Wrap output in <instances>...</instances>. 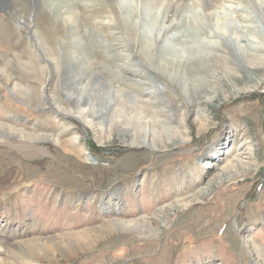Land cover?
Here are the masks:
<instances>
[{
  "label": "rangeland",
  "instance_id": "1",
  "mask_svg": "<svg viewBox=\"0 0 264 264\" xmlns=\"http://www.w3.org/2000/svg\"><path fill=\"white\" fill-rule=\"evenodd\" d=\"M99 1L0 0V124L6 125L0 133L17 129L10 141L27 147L0 145V264H264V68L253 70L254 80L262 78L254 87L242 78L251 73L236 55L244 44L238 31L253 38L263 30L250 1L214 0L209 11L218 13L211 20L203 8L189 7L169 31L178 49L207 46L212 33L219 34L242 76L210 83L205 93L213 100L201 112L163 82L166 111L153 114L170 115L169 124L187 141L155 150L120 142L116 126L102 118L86 127L57 111L74 109L76 86L85 77L101 75L113 88L144 94L132 86L143 80L132 58L138 52L130 55L124 39L137 28L163 34V15L138 0ZM74 36L81 43L60 48ZM189 75L195 101L205 94ZM48 135L54 141L41 140ZM74 136L78 147L69 143ZM236 157L247 166L236 165ZM211 179L216 182L209 187ZM203 188L200 202L176 212L155 235L112 222L150 216Z\"/></svg>",
  "mask_w": 264,
  "mask_h": 264
},
{
  "label": "bare ground",
  "instance_id": "2",
  "mask_svg": "<svg viewBox=\"0 0 264 264\" xmlns=\"http://www.w3.org/2000/svg\"><path fill=\"white\" fill-rule=\"evenodd\" d=\"M94 1L100 2L99 0H94ZM132 1H134V0H132ZM213 1L214 0H138V2L144 3V4L141 3L142 5L146 4L150 7L156 6L155 9L156 8L159 9V12L155 9L154 10L157 11L156 12L157 14L163 15L162 22H161L160 26H163L164 29L167 30V31L164 30L163 34L160 33L162 31L160 29H159L160 31L157 30L154 33H152V31L149 29H147V30L142 29L138 33L139 29L136 26L137 29H132L130 31V38L129 39L127 38V40L124 39L123 45L125 48L129 47V50H126V51H128L130 55L133 53L134 49H136L138 52V57H135V55H132L133 59L134 58L137 59L136 63L135 62H133V63L140 66L138 69V72H139L138 74H140L142 79L144 80V81L143 80L142 81L137 80L138 82L137 81L133 82L132 86H135V88L136 87L138 88V86H139L145 95L144 94L140 95L138 93H129L130 91L125 92L124 87H123V89L113 88V86H111V84L109 83V81L106 78L102 77L101 75H96V78H91V79L90 78L88 79L87 77H85V79H87L86 83H84V85H82V83H80L79 85L76 86V91L78 93H77L76 97L74 98V100H72V104L74 106V109L71 110V109H65V108L61 107V108H57V111L61 112L62 115H65L67 117L79 119L80 121H82V123L86 127H92L94 124L97 123L98 118H102L104 123L106 122V123H110L111 125L116 126L117 130L119 131L118 132L119 135H118V133H116L118 135L119 141L120 142H128V144H127L128 146L142 147V148L145 147V148H148L150 150H155L159 146L163 147L164 145L170 144L172 142L174 143L177 140L179 141V143H183V142L187 141V138L183 137V135H185L184 133L182 134L181 131H179L178 129L174 128L172 125L169 124V120H168L169 118L168 117H170V115H168V116L165 115L166 119L162 120V118H160L159 116H155L153 114V111H156L158 114L166 111V110L161 109V106L165 105V101L169 100L168 95L165 92L167 87L163 82H166V83L170 82L171 84H174V87H177L179 89V91L181 92V94L184 96L187 104L191 105L193 107L194 106L197 107V109H198L197 111L201 112L202 110H204V107L206 105L205 102L213 100V95L211 96V95L205 93L206 89H208V87H210V85H211L210 83H213L214 85L215 84L218 85L222 80L221 78L223 77V78H227L229 81V84H231V83H234V81H237L238 78H241V76H242V72H241V68H240L241 66L239 67V64H237V62L234 60L235 55H233V54L231 55L230 52L228 53L227 52L228 50L226 51V48H227L225 46L226 42L224 43V41L221 39L219 34L216 35V34L212 33L214 39L209 41V45H207V46L201 45L199 43L188 44L187 49H178L179 47L176 48L174 41L171 40L172 36H170V35L172 33L170 34L169 31L171 30V32H173V30H175V25H177V21L179 20L178 17L181 16L180 14L186 12L189 7L195 8V9H193L194 11L196 10V8L199 7V8L204 9L203 12H201V13H204L202 16L210 18L211 15L214 16L218 13L216 11H209V7H211ZM249 1H250L251 5L253 6V9L256 13L255 15L259 16V17L258 16H256V17H258L257 19H259L261 21V23L263 25L262 31H264V0H249ZM135 2H136V0H135ZM223 2H225V1H223ZM131 3H133V2H131ZM148 6H146V8ZM131 10H133V9H131ZM214 10H216V9H214ZM222 10L224 11L223 7H222ZM230 10H232V9H230ZM150 11H152V10H150ZM223 11H221V12L225 13V11L224 12ZM198 12L200 13V11H198ZM144 14H146L145 11H144ZM149 14H151V13H149ZM191 14L194 15L193 12ZM142 15H143V13H142ZM153 16H154V14H153ZM195 16H196V14H195ZM194 17H193V20L196 19ZM210 20H211V18H210ZM178 23H179V21H178ZM135 25H137V24H135ZM143 25H145V24H143ZM197 25H199V24H197ZM182 26H183V24H182ZM140 27H142V26H140ZM199 28H200V26H199ZM207 28H208V26H207ZM262 31L257 32L256 37H253V38H250L249 36L245 37L246 35H249V34H245V33H241V32L239 33V31L236 33V38H238V41L241 40L244 43L238 47L240 52L238 50L236 55L239 54L241 56L240 58H242L245 61V65L243 68L245 69L246 73H251V75L248 74L242 78L245 81L247 80L249 82L254 83V87L256 84L259 83V81H262V78H260L261 77V74H260V77H257L256 78L257 80L256 79L254 80V78H252V73L254 72L253 70L255 68H258V67L264 68V32L262 33ZM198 32H197V34H198ZM168 34H170V35H168ZM190 34H191V32H190ZM173 37H174V35H173ZM193 37L196 38L195 36H193ZM177 38H179V37H177ZM259 40H262V42ZM73 43H75V44L81 43V39L78 38L77 36H74V37H72V40H69L67 43H65L60 48L61 49L68 48L70 45L75 46V45H73ZM120 45H122V44H120ZM82 51L83 50L78 49V53H81ZM136 59H134V60H136ZM192 68H194V70H191ZM138 74H136V75H138ZM189 74L194 75V80L196 81L195 83H197L196 90H197V92L200 91V93H198V94H201V93L205 94L203 97H201V96L198 97L197 100H195V101L191 96L192 91L189 90V88H187L188 80H190V79H188V76H190ZM262 76L264 78V75H262ZM136 79H138V78H136ZM81 80H84V79H81ZM120 82L123 84L122 81H120ZM198 82H201V83H198ZM126 83H128L127 79H126ZM237 83H240V80ZM144 84H145V86L146 85H149V86H147V88H144V86H143ZM124 86H125V84H124ZM130 87H131V85H130ZM190 88H192V87H190ZM213 88L214 87H212V89ZM193 91H195V90H193ZM240 91H238L236 89L235 93H233V94H238ZM176 95H178V94H176ZM127 102L129 104H127ZM56 106H57V104H56ZM164 107H166V106H164ZM203 113H205V112H203ZM202 115L203 114H200V116H202ZM198 117H199V114H198ZM197 122H198V120H197ZM98 126H99V124H98ZM3 128H6V125L0 124V130H2ZM108 128H110V126ZM99 130H100V128H99ZM101 130H103V129H101ZM15 132H18L17 129L12 128V127H8L7 132L0 133V145H9V146H11L17 150L19 149L22 151L27 150V147L25 148L21 144H15V143L10 141V134H13ZM189 132H190V130H189ZM102 136H104V135H102ZM41 138H42L41 140H44L46 142L54 141L51 136L49 137V135L41 137ZM128 138H129V141H128ZM25 140L27 141V139H25ZM78 141H77V136H74V137H72V140L69 141V143H70V145H72L74 147H78V145H77V143H79ZM28 143H26V144H28ZM214 157L216 159L217 155H215ZM235 163H236V165H239V166H242V165L247 166L246 161H244V159H241L239 157L235 158ZM202 165H204L205 167H208L210 164H209V161H206L205 163H202ZM143 166L145 167L146 165H143ZM204 166H202V167H204ZM251 168H253V166ZM234 170H236V169L234 168ZM223 175L226 176L228 174L224 173ZM245 175H246V173H245ZM219 176H220V174H219ZM234 176H236V175H234ZM219 178L222 179V177H219ZM225 180H227V179H225ZM213 182L215 183L216 181L211 179L207 182L209 187H211ZM219 187H221V186H219ZM215 188H217V187H215ZM205 189L206 188L198 189L197 191H195L194 194L189 195V196H187L181 200L172 201L171 203H169L165 206H158L156 208V210L153 211L152 215H150V216L145 215V214H141V215H139L136 218H133L131 220H127V221H116V220H114L112 222L115 225L121 226L120 229L124 228V229L133 230L136 228H139V229L142 228V229H147V232H151V234L155 235L159 230H161L159 225L166 226V224H168L169 221H171V219L174 217V215L177 214L176 212L183 211L186 208H188L189 206H191L192 204L200 202L201 198L204 197L205 191L207 190V189L206 190ZM206 196H207V194H206ZM233 223L236 224L237 220L235 219L233 221ZM245 241H247V240H244V242ZM243 247H244V250L247 251L248 250L247 248H249L250 245L245 242V243H243ZM261 260H264V259H261ZM254 263H256V262H254Z\"/></svg>",
  "mask_w": 264,
  "mask_h": 264
}]
</instances>
